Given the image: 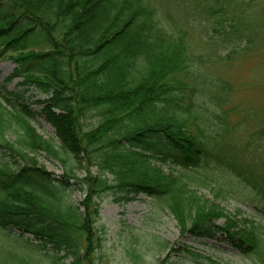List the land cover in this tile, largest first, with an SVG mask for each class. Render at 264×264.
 I'll return each mask as SVG.
<instances>
[{
    "label": "trees",
    "instance_id": "trees-1",
    "mask_svg": "<svg viewBox=\"0 0 264 264\" xmlns=\"http://www.w3.org/2000/svg\"><path fill=\"white\" fill-rule=\"evenodd\" d=\"M247 54L264 63V0H0V57L21 79L18 90L0 88V238L17 246L0 251V264H95L105 194L161 201L181 235L220 238L264 264V223L198 188L210 180L216 197L238 196L237 179L264 213V119L240 134L251 144L233 145L240 122L230 119L233 86L220 68ZM27 102L56 140L38 133ZM41 153L62 164L60 176ZM161 246L168 253L156 264H187Z\"/></svg>",
    "mask_w": 264,
    "mask_h": 264
},
{
    "label": "rangeland",
    "instance_id": "rangeland-1",
    "mask_svg": "<svg viewBox=\"0 0 264 264\" xmlns=\"http://www.w3.org/2000/svg\"><path fill=\"white\" fill-rule=\"evenodd\" d=\"M175 1V0H171ZM194 44H197L198 37L195 33ZM35 51L42 50L38 46L31 47ZM203 52L205 49L201 48ZM15 63L8 57H0V88L5 85L8 90H18L21 88L20 78H12ZM233 86L231 106V121L240 122L234 146H242L250 142L248 137L241 138L240 134H246L255 129V118L264 119V63L258 61L247 54L240 55L230 62L226 67H220ZM221 71V72H222ZM31 93L36 91L31 90ZM35 99L45 98L43 95H36ZM27 106L37 112L33 121L38 133L45 138L56 140L54 128L43 117L40 116V109L35 103L27 102ZM246 113V115H245ZM241 116H244L240 120ZM96 124V119H91ZM92 126V125H91ZM249 133V132H248ZM7 138L14 141L16 133L9 131ZM1 157V156H0ZM6 159L12 160L11 155ZM39 163L51 171L55 177L63 173L62 164L48 154H39ZM82 166V165H81ZM76 166V172L85 175L84 167ZM221 175L219 171H216ZM225 174V173H224ZM223 175V174H222ZM221 179L227 181V177ZM195 186V185H193ZM214 184L207 180L206 184L200 185L199 190L208 198L216 199L228 213L240 218L253 219L264 223V213L259 209L261 196L256 194L249 187H244L237 179L231 189H238L241 195L232 196L233 193L223 190V195L216 197L213 191ZM218 189V187H216ZM82 191L73 189L70 192V199L74 203H79L83 199ZM100 218L96 223L99 235L102 236L100 247L96 250L95 264H156L158 258L166 256V249L162 248V243L167 241L175 251L172 259L183 260L187 264H194L187 255L185 247L193 252L203 255L204 262L216 261L228 264H254L248 257H245L231 243L220 238H199L190 234L181 235L180 228L173 215L161 201L139 195L137 198L118 202L111 194H105L101 199ZM219 219L217 222H223ZM3 238V239H2ZM4 237L0 238V251L3 249H17L14 241ZM209 259V260H208Z\"/></svg>",
    "mask_w": 264,
    "mask_h": 264
}]
</instances>
